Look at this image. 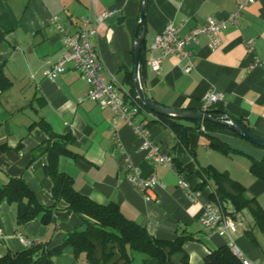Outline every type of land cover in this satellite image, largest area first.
<instances>
[{
  "label": "crops",
  "instance_id": "1",
  "mask_svg": "<svg viewBox=\"0 0 264 264\" xmlns=\"http://www.w3.org/2000/svg\"><path fill=\"white\" fill-rule=\"evenodd\" d=\"M242 1L148 0L142 85L150 99L174 109L203 110L205 95L212 90L220 92L222 99L215 106L242 119L255 135L264 138V65L250 67L255 56L264 61V0L251 1L236 23L227 24L222 30V44L216 49L209 47L206 35L186 47L192 52L190 58L165 56L162 50L151 47L169 23L180 27L179 35L185 37L205 25L209 16L227 19ZM141 6L142 0H0V61L5 62L6 75L13 81L10 90L0 91V146L8 147L0 148V184L22 176L43 205L53 204L52 180L43 172L48 156L33 159L34 149L49 135L40 127L30 126L43 118L55 133L75 137L69 148L78 158L61 156L59 169L73 178L80 193L101 204L117 203L128 219L145 226L158 239L174 240L184 231L194 234L196 239L184 247L191 264H204L207 254L230 243L227 235L210 232L200 222L213 187L207 186L192 200L188 191L179 187L177 169L155 166L141 150L142 139L133 126L123 120L114 126L113 111L88 98L89 86L72 65L55 80L44 76V71L68 50L51 23L53 16L77 24L83 17L111 10L113 14L99 26L92 41L104 65L106 81L110 83L115 77L129 91L131 87L123 79L126 70L135 69L134 43ZM249 40L254 53L247 47ZM155 58L163 59L159 71L150 65ZM189 66L191 71L186 72ZM17 87L21 94L15 92ZM149 116L142 113L139 122L144 119L142 124L150 138L179 161L181 174L193 191L202 182L196 171L211 165L242 183L247 195L256 198L264 209V181L250 171L252 161L264 157L263 148L229 128L209 132L202 126L203 132L190 133L194 153H178L174 133L163 123L150 121ZM184 123L196 125L191 120ZM209 136L241 153L227 156L210 148ZM131 167L143 178L155 175L164 185L142 191L129 180ZM227 211H233L230 204ZM54 217L49 225L36 218L18 226L15 206L0 203V257L9 251H23L33 242L57 247L68 231L84 230L92 222L74 213L64 201L58 203ZM233 217L238 225L232 235L236 244L247 257L262 262L264 233L247 209ZM249 230H253L258 244L246 235ZM54 260L56 264H90L77 259L71 247Z\"/></svg>",
  "mask_w": 264,
  "mask_h": 264
},
{
  "label": "trees",
  "instance_id": "2",
  "mask_svg": "<svg viewBox=\"0 0 264 264\" xmlns=\"http://www.w3.org/2000/svg\"><path fill=\"white\" fill-rule=\"evenodd\" d=\"M142 30L143 27L141 26L138 33L140 34ZM145 65L146 39L144 38L141 51V77ZM5 67V62L0 61V91L2 93L10 90L13 86V81L6 75ZM123 83L129 84L131 87L124 99L126 104L137 108V120L139 121L138 117L142 113L144 115L149 114L150 121L160 122L167 126L177 139L174 148L178 153L185 150L194 153L190 148V133L192 131L197 130L201 133L203 132L202 126L209 132L227 128L211 121H192L196 125L190 126L184 123L186 120L161 115L150 110L138 98L133 71H125ZM152 101L159 105L155 100ZM210 110L212 115L218 119L228 115L225 110L217 106ZM238 120L252 132L242 119ZM143 122L144 119L141 123ZM36 127H40L49 135L48 140L34 149L33 159L44 154L48 156V163L44 166L43 172L52 180L53 204L50 206L43 205L22 176L11 177L8 183L0 184V203L5 201L15 206L18 226L36 218H40L42 223L46 225L53 223L55 221L54 211L61 201L66 202L68 208L74 213L87 216L92 222H88L84 230L73 229L68 231L63 243L57 247L49 248L43 243L33 242L23 251H9L1 256L0 264H56L54 259L62 255L69 247L72 248L77 259L83 258L90 264H136L135 252L144 255L142 264H191L189 254L184 246L188 241L196 239L194 234L184 231L174 240L158 239L145 226L128 219L117 203L101 204L80 193L74 186L73 178L59 169L61 156L78 158V154L69 148L75 142V137L71 133H55L43 118L33 123L30 129ZM252 133L254 134V132ZM209 139V147L224 155L241 153L214 136H209ZM260 147L264 149V147ZM0 148L8 147L2 145ZM174 164L175 169L182 173L183 168L176 158H174ZM250 171L254 176L264 181V157L260 161L253 160ZM196 173L202 179L197 190L201 191L207 186H212L213 192L209 197L210 201L220 204L226 211L227 204H230L233 211L229 213L232 217L234 213L247 209L254 219L255 226L264 233V209L256 198L247 195V189L242 183L232 179L228 172L220 171L211 165L199 168ZM246 235L251 241L258 244L253 230L246 231ZM204 264L243 263L233 253L229 245H224L207 254L204 258Z\"/></svg>",
  "mask_w": 264,
  "mask_h": 264
},
{
  "label": "built area",
  "instance_id": "3",
  "mask_svg": "<svg viewBox=\"0 0 264 264\" xmlns=\"http://www.w3.org/2000/svg\"><path fill=\"white\" fill-rule=\"evenodd\" d=\"M251 1L253 0H243L238 6V11L230 14L227 19L209 16L205 25L195 28L185 37L179 35L180 27L169 23L164 32L156 36L151 47L162 50L165 56L178 55L181 58H190L192 52L188 51L186 47L191 42H197L200 35H206L209 39V47L212 50L216 49L222 44V30L229 22L236 23L241 10ZM112 14L111 10H105L99 14L81 18L77 24L62 21L61 17L53 16L51 23L61 34L68 50L58 62L44 71V76L47 79L55 80L68 69L69 65H72L81 73L89 86L88 98L97 102L101 107H107L113 111L114 126L121 120L131 124L142 139L141 150L153 161L154 165L175 168L174 157L164 153L162 147L150 138L147 127L137 120V108L125 103L124 95L129 91L115 77L110 83L106 81L104 65L92 39L98 35L99 26ZM247 47L250 52L254 53L255 49L251 40L247 41ZM162 60V58L151 60L150 65L154 71L160 70ZM263 65L264 61L255 56L250 67L255 68ZM185 71L190 72L191 66L187 67ZM120 88L123 89V93ZM221 99L220 92L214 90L208 92L203 98V110L212 109ZM131 169L133 174L129 176V180L142 191L164 185L155 175L143 178L137 168L131 167ZM178 184L180 188L188 191L192 200L200 196V191H193L181 173H179ZM200 222L210 232L227 235L230 238V248L243 264H264V260L258 263L247 257L236 244L232 235L237 231L238 225L232 215L220 204L207 201L203 206Z\"/></svg>",
  "mask_w": 264,
  "mask_h": 264
},
{
  "label": "water",
  "instance_id": "4",
  "mask_svg": "<svg viewBox=\"0 0 264 264\" xmlns=\"http://www.w3.org/2000/svg\"><path fill=\"white\" fill-rule=\"evenodd\" d=\"M148 0H142L141 6V14L140 21L137 27L135 43H134V52H135V69H134V82L135 88L138 95V98L141 102L148 107L150 110L161 114L173 116L182 120H191V121H211L222 126L229 128L234 131L244 139L250 141L251 143L264 147V138H261L255 134H253L247 127H245L239 120L230 114L226 115L224 118L218 119L215 118L211 110H186V109H174V108H166L160 105L155 104L146 94L143 85L142 78L140 73L141 66V51L142 44L145 38V18L147 13ZM143 27L141 33H138L140 27Z\"/></svg>",
  "mask_w": 264,
  "mask_h": 264
},
{
  "label": "rangeland",
  "instance_id": "5",
  "mask_svg": "<svg viewBox=\"0 0 264 264\" xmlns=\"http://www.w3.org/2000/svg\"><path fill=\"white\" fill-rule=\"evenodd\" d=\"M35 86H33L32 87V89L34 88ZM17 91V93H19V94H21V91L22 90H20L19 89V87H17L16 89H15V92ZM250 142V141H249ZM247 212V211H246ZM247 214H249L248 212H247ZM134 258H135V262H136V264H142L143 263V260H144V255H142L141 253H138V252H135L134 253Z\"/></svg>",
  "mask_w": 264,
  "mask_h": 264
}]
</instances>
